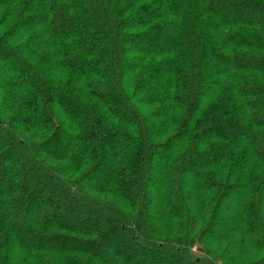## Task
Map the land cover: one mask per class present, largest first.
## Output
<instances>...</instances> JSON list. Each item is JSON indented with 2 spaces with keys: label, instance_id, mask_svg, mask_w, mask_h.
Returning a JSON list of instances; mask_svg holds the SVG:
<instances>
[{
  "label": "trees",
  "instance_id": "obj_1",
  "mask_svg": "<svg viewBox=\"0 0 264 264\" xmlns=\"http://www.w3.org/2000/svg\"><path fill=\"white\" fill-rule=\"evenodd\" d=\"M0 264H264V0H0Z\"/></svg>",
  "mask_w": 264,
  "mask_h": 264
},
{
  "label": "rangeland",
  "instance_id": "obj_2",
  "mask_svg": "<svg viewBox=\"0 0 264 264\" xmlns=\"http://www.w3.org/2000/svg\"><path fill=\"white\" fill-rule=\"evenodd\" d=\"M175 225H176V222L174 220L170 221V226L172 227V229H174ZM197 249L198 247L195 244H193L190 249V253H191L190 256L191 257L193 256V258H199V257L202 258L201 257L202 255L198 253Z\"/></svg>",
  "mask_w": 264,
  "mask_h": 264
}]
</instances>
